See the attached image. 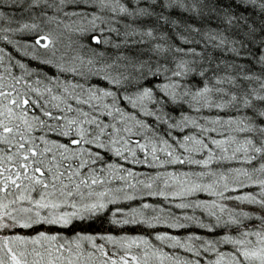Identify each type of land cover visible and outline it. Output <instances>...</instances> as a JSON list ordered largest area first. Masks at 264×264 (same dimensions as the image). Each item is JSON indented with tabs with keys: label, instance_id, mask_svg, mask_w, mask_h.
<instances>
[{
	"label": "trees",
	"instance_id": "16d2710c",
	"mask_svg": "<svg viewBox=\"0 0 264 264\" xmlns=\"http://www.w3.org/2000/svg\"><path fill=\"white\" fill-rule=\"evenodd\" d=\"M1 161L55 189L58 210L90 200L67 229L52 206L37 217L57 235L55 264H258L264 222L242 231L228 211L232 223L210 228L218 205L167 183L264 195V0H0ZM26 194L13 205L31 209ZM18 231L19 264H38V236Z\"/></svg>",
	"mask_w": 264,
	"mask_h": 264
},
{
	"label": "bare ground",
	"instance_id": "6f19581e",
	"mask_svg": "<svg viewBox=\"0 0 264 264\" xmlns=\"http://www.w3.org/2000/svg\"><path fill=\"white\" fill-rule=\"evenodd\" d=\"M13 26V25H12ZM14 28L11 27V30ZM31 31L34 32V29H30ZM35 41L40 46H45L47 45V41H50V38L48 35L41 33L35 34ZM9 39H12L9 37ZM72 54L80 57L82 54L76 49L72 50ZM63 63H66L65 61H62ZM105 65V64H103ZM61 67V64L59 65ZM66 68V67H64ZM35 145V144H34ZM58 147V146H56ZM198 152V150H197ZM10 157L11 155L8 154ZM226 157V156H225ZM242 161V160H241ZM19 163V161H18ZM5 164L3 161L0 162V189H2V195L3 197H6L11 200H9V204L11 205L10 207V216L9 219L6 220V223L3 226L2 229H0V235L3 234V232H7L8 234H11L10 236H7L6 238H3L1 241L3 245L5 246L6 244H9L12 246L13 243H15L14 238L18 236H23L21 233H19L18 228L23 227L24 224L29 228L30 231H34L35 236L37 237L38 243H35L37 246V251L38 252H43V253H37L40 255L39 257V262L38 264H55V259H54V254L56 253V233H51V232H46L44 228H42L39 224L42 222L40 221L37 217L41 220L43 211L48 207L52 206L49 208L52 212L59 213L60 218L62 220H59V222H63V226L67 228L72 225V223L76 220H82L86 216L85 210L88 211L87 207L90 206V200L85 198H78L75 203V208L73 209V203H71V207L67 208L65 207L63 210H58L57 205L50 202L55 199V189L49 187V186H43L38 189L37 187L34 188L33 186V181L30 179H26L24 176L17 175V174H10L6 172L5 170H2L5 168ZM196 172H192L191 176H194ZM168 179H172L167 183V186L173 189L176 193H174V198H187L189 196L190 198L195 196H201L202 200L207 199L208 202L214 206L218 205L219 210L215 213V216L213 217H205L204 221L208 224V226L211 228V224L219 223L221 224V221H226V223H232L234 220L233 218L230 217V215L227 213L228 211H234L235 215H237L234 218H237L236 220L239 221H244L247 226L243 227L242 231H250L253 229H259L261 226L262 222H264V218L262 216L257 215L256 213L261 214L260 212L257 211H262V207H264V195L257 196L256 198L253 197L251 194H247L245 189L238 185L234 184L231 182H224L216 186L215 189H213V186L211 183L209 184H202L201 181L198 179H188L187 181H182L181 179L177 178L174 179V177H169ZM167 179V180H168ZM29 180V183L31 184V187L26 186V181ZM37 195V198L33 196H30V193ZM68 192V191H67ZM27 193V197L30 196L32 200H34V205L33 207L35 209H28V206H22V205H13L19 194H24ZM70 193L68 192V195ZM137 195V194H136ZM43 197V198H42ZM31 201V200H30ZM29 201V202H30ZM186 202L185 199H180L179 202ZM181 203V202H180ZM207 204V202H204ZM185 204V203H182ZM210 205V206H212ZM196 206V207H195ZM193 209L197 208L200 205H195ZM258 206V208H257ZM92 207V204L90 208ZM9 209V207L7 208ZM67 210H70L69 212H65ZM76 210V211H75ZM36 211L39 212L37 215ZM72 211V214L74 213V216L72 218H69V214ZM80 211V212H77ZM250 212L251 214L248 216H245V212ZM18 214V215H17ZM45 219H49L50 216L49 214H43ZM85 216V217H84ZM49 217V218H48ZM58 222V221H57ZM1 225V223H0ZM140 232L141 233H146L150 234V230L152 225L149 227H142L139 226ZM35 228H39V230H34ZM63 236L62 234H60ZM141 236L140 239L137 240L136 245L140 248H144V236ZM71 237L76 236V232L73 234H70ZM40 237V238H39ZM13 239V240H11ZM42 244V247L39 245ZM191 242L187 241V243L179 242L177 245V249H175L177 254H183L182 252H187L188 247L190 246ZM148 244H145V246ZM14 247V246H13ZM148 247V246H147ZM150 248L153 250V253H158L159 251H155L153 247L150 246ZM250 256V254H248ZM227 258V255L224 256ZM245 258L244 256H242ZM237 261V260H236Z\"/></svg>",
	"mask_w": 264,
	"mask_h": 264
},
{
	"label": "rangeland",
	"instance_id": "374dc122",
	"mask_svg": "<svg viewBox=\"0 0 264 264\" xmlns=\"http://www.w3.org/2000/svg\"><path fill=\"white\" fill-rule=\"evenodd\" d=\"M9 200H11V199H9ZM9 200L6 199L5 201H0V209H5V211H6V209L8 208ZM31 209H34V207L32 206ZM5 214H7V213H5ZM7 219H8V217L6 215L0 216V223H1L0 229L3 228L2 225H4L6 223ZM11 240H13V239H11ZM14 240L17 241L18 237L14 238ZM25 242H28V241H25ZM1 243L2 242H0V246H2ZM39 245L42 247V244H39ZM26 250H15L13 245L11 246L9 244H6L5 248L0 249V264H8V263L19 264L21 261V258L24 257ZM28 251H29L28 254L30 257L32 255V253H43V252H35L32 250H28ZM255 262L258 264H264V252L263 251H257L256 252ZM31 264H35V263L32 262ZM59 264H69V262L67 260H62L59 262Z\"/></svg>",
	"mask_w": 264,
	"mask_h": 264
}]
</instances>
